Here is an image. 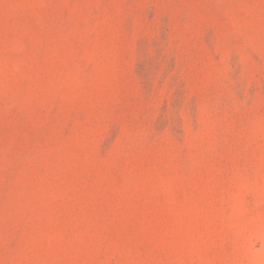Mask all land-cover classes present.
Wrapping results in <instances>:
<instances>
[{"label": "rangeland", "instance_id": "obj_1", "mask_svg": "<svg viewBox=\"0 0 264 264\" xmlns=\"http://www.w3.org/2000/svg\"><path fill=\"white\" fill-rule=\"evenodd\" d=\"M0 264H264V0H0Z\"/></svg>", "mask_w": 264, "mask_h": 264}]
</instances>
